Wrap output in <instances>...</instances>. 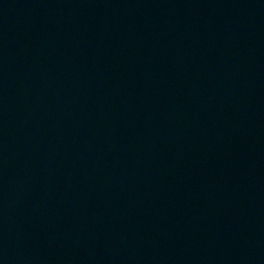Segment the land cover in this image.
<instances>
[{
  "label": "water",
  "instance_id": "obj_1",
  "mask_svg": "<svg viewBox=\"0 0 264 264\" xmlns=\"http://www.w3.org/2000/svg\"><path fill=\"white\" fill-rule=\"evenodd\" d=\"M0 264H264V0H0Z\"/></svg>",
  "mask_w": 264,
  "mask_h": 264
}]
</instances>
